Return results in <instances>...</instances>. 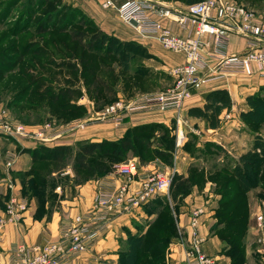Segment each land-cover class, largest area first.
Here are the masks:
<instances>
[{
    "label": "rangeland",
    "instance_id": "rangeland-1",
    "mask_svg": "<svg viewBox=\"0 0 264 264\" xmlns=\"http://www.w3.org/2000/svg\"><path fill=\"white\" fill-rule=\"evenodd\" d=\"M183 1L192 3L198 0ZM241 1L263 14L264 0ZM92 20L76 0H0V107H5L12 119L41 128L55 124L67 126L85 112L101 110L120 98L162 91L174 84L171 71L161 65V59L147 46L143 47L138 41V45L130 44L129 40L95 26ZM75 30L85 33L83 41L73 38ZM258 97L264 98V86L235 100L222 94L221 104H218L221 119L220 111L212 115L210 122L204 113L196 114L207 127L216 126L221 121V128H228L227 131L232 130L236 138L243 139L245 144H241V148L211 138L207 129L202 130L204 126L192 125L186 119L178 122V114H175L170 119L167 116V122L150 120L129 127L124 135L136 143V152L128 150L124 157L116 158L97 153L92 157L93 172L74 169V157L78 151L76 142L69 145L65 169L56 171V175L55 172L49 173L57 165L49 160L52 151L57 145H68L58 144V141L70 133L46 144L36 141L34 146L0 135V157L4 158L10 150L35 152L37 159H45L39 161L31 157L26 164L22 163L18 180L12 178L22 188L25 197L34 199V215L38 218L59 210L61 199L64 196L72 198L77 186L116 173L118 163L137 158L144 165L152 163L153 167V162L160 157L166 168H172L177 153V168L179 171L180 168L181 171L188 170V175L176 173L165 197L167 202L148 213L155 216L143 218L142 223L136 218L138 212L129 216L131 225H136L138 231L126 228L122 232L126 237L149 230L157 237L173 233L171 216L175 217L174 221L177 219L172 207L178 209L189 194L195 193V188L204 194L210 185L214 197L218 198L217 227L226 229L231 240L242 230L238 245H242L246 252L251 226L255 229L252 230L253 246L264 245V162L254 155L263 152L261 145L264 144V106ZM103 140L110 142L113 139L100 141ZM159 152L164 154L157 155ZM3 160L6 162V158ZM68 166L72 171L67 170ZM4 168L0 163V182L3 176H7ZM256 173L259 175L257 182L249 175L255 176ZM179 175L187 181L178 178ZM241 178L244 180L242 185ZM9 195L10 192L0 186V219L7 218L3 212L11 198ZM236 206L239 211L233 213ZM226 208L229 209L223 211ZM241 214L246 215L241 227L232 230L234 218ZM155 223L157 225L152 226ZM119 229L122 230L121 226ZM124 240L119 241L120 248L127 238ZM119 254L118 264H123ZM254 255L257 256L256 252ZM95 259L97 264L105 260ZM85 260L89 261V258Z\"/></svg>",
    "mask_w": 264,
    "mask_h": 264
},
{
    "label": "built area",
    "instance_id": "built-area-1",
    "mask_svg": "<svg viewBox=\"0 0 264 264\" xmlns=\"http://www.w3.org/2000/svg\"><path fill=\"white\" fill-rule=\"evenodd\" d=\"M95 1L103 9H115L143 38L185 57L183 63L171 69L174 84L162 91L120 98L101 110L87 112L67 126L55 124L41 128L24 124L12 119L2 106L0 135L23 144L36 141L46 144L96 122L119 126L128 117L151 111H175L179 116L193 91L211 79L264 76V16L243 1L198 0L187 5L162 0ZM148 12L177 24L182 32H175ZM132 20L137 24H132ZM233 37L245 40L242 51H230ZM174 158L172 168H166L160 159L153 162V167H145L137 158L118 163L115 170L121 180L112 190L97 191L92 207L76 215L60 239L42 246L19 244L11 250L9 264H97L95 258L82 262L83 255L93 249L118 217L143 210L152 200L169 193L178 172L177 153ZM9 188L13 189L12 184ZM28 207L27 199L12 193L5 212L8 219L18 222ZM198 215L199 211L194 210L193 228ZM4 222L1 218L0 231ZM201 243L194 230L184 256L185 264H217Z\"/></svg>",
    "mask_w": 264,
    "mask_h": 264
},
{
    "label": "crops",
    "instance_id": "crops-1",
    "mask_svg": "<svg viewBox=\"0 0 264 264\" xmlns=\"http://www.w3.org/2000/svg\"><path fill=\"white\" fill-rule=\"evenodd\" d=\"M76 1L77 3L80 2V6H82L83 9L86 10V12L94 19L96 24L103 28L106 32L112 33L125 40L138 41L144 46H147L152 54L161 59V65L165 66L170 71L173 69V67L185 61V57L182 54L167 50L158 42L143 38L141 35H139L134 26L126 23L120 17L115 9H103L95 0ZM115 1L117 3L121 2V0ZM162 1H173L180 5L190 4L183 0L180 2L178 0ZM148 14L154 18H157L166 26L172 28L175 32H182L177 24L170 22L166 18L153 12H148ZM244 47V39L233 37L230 45L231 52L242 51ZM262 86H264V76L258 74L250 77L238 75L236 77L230 78L211 79L193 91V94L185 101L179 116L175 111H164L163 113L151 111L128 117L126 120H124L125 122L119 126L110 122L105 124L104 122H96L70 132L68 136L66 135L64 139L58 141V144L72 145L76 142L87 139L96 141H100L102 139H120L124 136L128 128L133 125L149 122L150 120L167 122L166 117L169 116L170 119L173 118L175 114L177 115V119H186L187 122H190V124L201 127L204 126V122L199 121L198 117H196V114L198 113V110L207 112L206 105L209 101L208 96L212 92L221 89L227 90L230 96H232L235 100L247 94H253L257 92ZM219 113L220 118H218L221 119V111ZM218 118H216V120ZM213 126L207 127L205 125L202 130L207 129V133L211 135V138H214L222 143L227 142L226 145L232 147L238 146V148H241V144H245L242 141L243 139L240 137H235L236 134L232 132V130L227 131L228 128H221V121L218 125L214 127ZM231 141L234 143L232 144ZM34 145V142H27L26 144V146ZM4 156V158L0 157V163L5 166L4 172L7 173V176H3L0 186L5 188L6 191L10 192V195L14 193L17 196L26 199L27 197H25L22 193V188L17 182L12 181V178L15 177L18 180L17 176L19 175V172H22V163L24 165L26 162L31 160L32 154L26 152L19 153L9 150ZM25 156H27V159ZM5 158L6 162L3 160ZM144 166L151 167L152 163H148V165ZM67 170L69 172L72 171L70 170L69 166ZM179 172H181V174H185V176L188 175V170L181 171L180 168ZM56 174L57 173L55 172L54 175ZM120 180L121 177H119L116 173H111L100 180H90L84 185L77 186L73 197L67 198L64 196L63 199H61L59 210H56L52 215L50 213H46L43 217L41 216L35 218V201L34 199L29 200L28 198L29 207L27 211L22 214V217L18 222L7 219L8 215L6 214L5 209L3 216L7 215V218H3L5 222L2 224L0 231V264H9L10 252L19 244L42 246L48 241L60 239L65 233L66 229L71 225L72 219L78 214L87 212L92 207L93 199L97 191L101 189L106 191L112 190ZM9 183H11L13 186L12 190L9 188ZM66 192L68 191H66L65 188V193ZM194 192L195 193L189 194L184 199L185 202L181 204L178 209L175 210L174 208L173 210L176 212L177 235L173 236L168 244L167 253L164 257V264H185L184 256L193 238L194 230L202 239L201 244L203 250L209 255L215 257L217 264H232L233 261L231 256L226 253V250L228 249V243L225 239L223 240L222 233L224 232L222 229V232H218L219 228L217 227V218L215 217L218 198L214 197L212 187L210 185L205 188L204 194L200 193L196 188L194 189ZM171 202L173 205L172 200ZM150 209H154V204L150 206ZM194 210L199 211L195 228L192 227V215ZM136 212H138L136 218L139 222H141L140 220H143V218L147 219L155 216L154 214L149 215L145 210H138ZM129 216H134V214L123 215L113 221L110 226V230L95 243L93 249L90 252H87L83 255L81 261L87 262V260H85L87 258L90 260L92 258L99 257L101 259L100 261H102V258L105 259L102 261V264H118L120 255L119 253L121 252L122 248H120L119 241L121 240L123 242L125 241V238H128L122 231H126V228H128L127 230H133L134 232L138 231L136 225H131ZM120 226L122 230L119 229ZM252 230L255 229L251 226V230L248 235L249 240L246 241L247 247L245 252V260L242 264H264V245L256 244V246H253L254 238ZM135 234H145V231L143 233H134V235ZM254 247H256V249L253 250ZM255 252L257 256L254 255Z\"/></svg>",
    "mask_w": 264,
    "mask_h": 264
},
{
    "label": "trees",
    "instance_id": "trees-1",
    "mask_svg": "<svg viewBox=\"0 0 264 264\" xmlns=\"http://www.w3.org/2000/svg\"><path fill=\"white\" fill-rule=\"evenodd\" d=\"M241 1V0H239ZM95 26L97 24L95 21H91ZM73 38L78 41L84 40L83 31H73L72 32ZM130 44H135L136 41L130 40L127 41ZM144 47V45H143ZM227 94L230 96L229 92L227 90L221 89L212 92L208 96V104L206 105L207 112H203L201 110H198L200 113H204L206 116H208L209 119L212 118V115L215 113H218L221 108L218 104H221V95ZM260 101H262V105L264 106V98L258 97ZM209 111V112H208ZM256 111V110H255ZM260 113V112H259ZM264 113V110L262 111ZM87 112H85L81 117L85 116ZM261 114V113H260ZM263 115V114H262ZM79 117V118H81ZM264 117V115L262 116ZM78 119V118H77ZM125 136V137H124ZM121 139L118 140H112L110 142H107L105 140L103 141H93V140H82L77 143L78 151L75 154V166L74 169L76 170H85L89 172H93L95 169V164L92 161V157L97 154L101 153L103 155L107 154L114 158L116 157H124L125 153L128 150H132L133 152H136L135 144L131 137L124 135ZM263 147V152L258 154L255 152V156L260 159L261 162H264V144L261 145ZM258 148L260 146H257ZM261 148V147H260ZM70 152V146L69 145H57L55 146V150L52 151L49 160L52 162H56V167L54 169H51L49 173H53L56 171H59L61 169H65V160L67 158L68 153ZM32 158L34 160H45L44 158H38L35 152H32ZM164 153L159 152L157 155H162ZM156 156V155H155ZM159 157V156H158ZM160 159V157H159ZM113 161V159H112ZM96 164H99L98 161H95ZM113 164L109 165V167H112ZM64 171V170H63ZM250 178H252L253 181L257 182L259 175L256 173V175L249 174ZM178 178H182V176H177ZM176 179V176L174 177ZM185 179V180H184ZM184 181H187V178H184ZM243 179H240V183L242 185ZM174 182V180H173ZM25 194V193H23ZM166 195L160 196L154 200H152L150 203L145 205L143 207V210L146 212H150V206L154 204V208H160L162 203H166ZM174 210V207H172ZM229 208L224 209L223 211L228 210ZM239 211V208L236 206L233 210V213H237ZM246 218V215H242L240 217H235L234 221L232 222V225L234 230L236 227H241L242 222ZM171 219L173 220V233L170 232L165 236L157 237L154 234H150V230L145 232V234H129L124 246L121 248V261L123 264H164L165 260V251L168 247V244L173 236L177 235V223L176 220L174 221L175 217L171 216ZM157 224H153L152 226H156ZM156 228V227H155ZM153 228V229H155ZM151 229V228H150ZM224 233H222L223 240L225 239L228 243V249L226 250V253L229 254L232 258L233 263L232 264H242L245 260V250L242 249V245L240 244L241 236H242V230L236 234L233 235V239L231 240L226 234V229L221 228ZM221 229L218 230V232H222ZM161 249H164L161 251Z\"/></svg>",
    "mask_w": 264,
    "mask_h": 264
},
{
    "label": "water",
    "instance_id": "water-1",
    "mask_svg": "<svg viewBox=\"0 0 264 264\" xmlns=\"http://www.w3.org/2000/svg\"><path fill=\"white\" fill-rule=\"evenodd\" d=\"M131 23L134 24V25L137 24L135 20H132Z\"/></svg>",
    "mask_w": 264,
    "mask_h": 264
}]
</instances>
